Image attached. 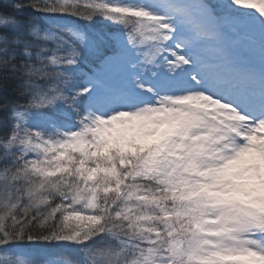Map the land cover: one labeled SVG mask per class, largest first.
<instances>
[{
    "label": "snow or ice",
    "instance_id": "6c2138e0",
    "mask_svg": "<svg viewBox=\"0 0 264 264\" xmlns=\"http://www.w3.org/2000/svg\"><path fill=\"white\" fill-rule=\"evenodd\" d=\"M0 264H264V0H0Z\"/></svg>",
    "mask_w": 264,
    "mask_h": 264
}]
</instances>
